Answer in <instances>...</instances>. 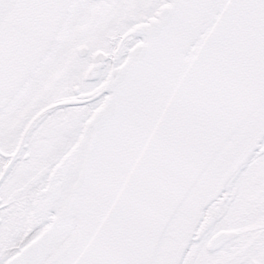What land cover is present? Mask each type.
<instances>
[{
  "label": "snow or ice",
  "instance_id": "6c2138e0",
  "mask_svg": "<svg viewBox=\"0 0 264 264\" xmlns=\"http://www.w3.org/2000/svg\"><path fill=\"white\" fill-rule=\"evenodd\" d=\"M0 264H264V0H0Z\"/></svg>",
  "mask_w": 264,
  "mask_h": 264
}]
</instances>
